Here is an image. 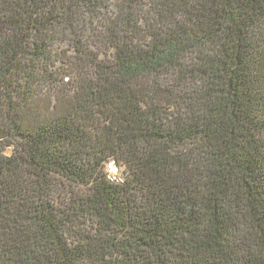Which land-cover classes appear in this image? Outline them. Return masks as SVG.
<instances>
[{"label":"trees","instance_id":"obj_1","mask_svg":"<svg viewBox=\"0 0 264 264\" xmlns=\"http://www.w3.org/2000/svg\"><path fill=\"white\" fill-rule=\"evenodd\" d=\"M0 264H264V0H0Z\"/></svg>","mask_w":264,"mask_h":264},{"label":"rangeland","instance_id":"obj_2","mask_svg":"<svg viewBox=\"0 0 264 264\" xmlns=\"http://www.w3.org/2000/svg\"><path fill=\"white\" fill-rule=\"evenodd\" d=\"M106 171L109 174L111 180L120 181L123 178V171L117 168L113 163L106 165Z\"/></svg>","mask_w":264,"mask_h":264}]
</instances>
